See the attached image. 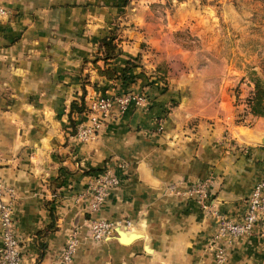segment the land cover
Masks as SVG:
<instances>
[{
  "label": "crops",
  "instance_id": "1",
  "mask_svg": "<svg viewBox=\"0 0 264 264\" xmlns=\"http://www.w3.org/2000/svg\"><path fill=\"white\" fill-rule=\"evenodd\" d=\"M162 1L0 0L7 10L0 22V181L15 194L14 232L22 264H65L58 255L75 229L78 244L66 264H215L205 249L212 217L191 199L167 194L165 187L185 189L210 176L215 207L235 219L263 177L264 146L231 133L221 80L211 90L213 80L183 68L192 63L187 51L154 14L153 3ZM178 4L171 25L166 23L172 31L188 3ZM110 30L119 49L110 65L117 74L136 58L130 81L106 80L91 67L99 38ZM163 64L167 89L160 92L146 77ZM183 83L191 90L186 101L180 95ZM139 87L149 97L147 105L113 113L93 140H74L68 116L76 127L86 114H68L69 103L83 89L88 101ZM177 98L176 106L160 112ZM191 120L193 126H186ZM261 127H251V134L261 135ZM225 131L232 144L222 140ZM104 168L114 172L118 184L96 214L113 222L128 220V230L140 236L126 243L115 232L101 241L89 237L87 186ZM49 224L51 230L44 231ZM224 246L222 264H264V235L256 226Z\"/></svg>",
  "mask_w": 264,
  "mask_h": 264
},
{
  "label": "rangeland",
  "instance_id": "2",
  "mask_svg": "<svg viewBox=\"0 0 264 264\" xmlns=\"http://www.w3.org/2000/svg\"><path fill=\"white\" fill-rule=\"evenodd\" d=\"M187 8L181 12L182 22L171 30V19L176 16L178 0H163L154 4V14L163 24V29L171 31L174 42L187 51L188 66L183 68L204 74L205 79L210 78V89L217 90L218 82H222V93L227 99V106L231 109V129L233 136L245 143H254L251 138V127L262 124L264 117H252L245 110V98L251 89L249 72L255 73L262 79L261 69L264 67V0H183ZM195 5V6H192ZM170 22V25H166ZM152 74L146 77V82L157 83L153 87L160 92L167 89V68L159 65ZM158 66V67H159ZM202 73V74H201ZM188 74H193L188 72ZM153 77V78H150ZM188 96L191 90L188 83H183ZM138 92L147 100L148 96L139 87ZM154 89V90H155ZM180 99L166 101L161 109L165 113L169 108L176 106ZM186 101V99L184 100ZM183 101V102H184ZM225 106V103H222ZM161 116V115H160ZM160 118H156V127L161 131ZM194 120L186 126H193ZM250 135V136H249ZM222 140L232 144V138L225 131ZM165 192V191H164ZM168 194V193H167Z\"/></svg>",
  "mask_w": 264,
  "mask_h": 264
},
{
  "label": "built area",
  "instance_id": "3",
  "mask_svg": "<svg viewBox=\"0 0 264 264\" xmlns=\"http://www.w3.org/2000/svg\"><path fill=\"white\" fill-rule=\"evenodd\" d=\"M7 16V10L0 5V22ZM86 121L80 122L72 134L78 143H84L95 139L102 128L103 123L113 113L122 115L129 106L136 107L147 105V98L138 92L98 94L85 101ZM118 184V177L109 168H104L91 177L87 190L90 199L87 204V212L90 215L87 223L89 237L92 241H101L114 232L119 226L129 229L128 220L113 222L98 217L96 212L107 197L110 188ZM211 184L210 176L194 181L185 189L178 188L175 184H168L165 192L185 199H191L204 213L210 215L213 220V231L206 241L205 249L211 254L215 264L225 261L224 242L247 235L254 226L259 233L264 235V175L250 190L245 199L242 214L235 218H228L217 210L209 194ZM15 194L11 187L0 181V264H22L19 241L14 232L13 204ZM78 244V232L72 230L61 248L58 260L61 263H69L75 253Z\"/></svg>",
  "mask_w": 264,
  "mask_h": 264
},
{
  "label": "trees",
  "instance_id": "4",
  "mask_svg": "<svg viewBox=\"0 0 264 264\" xmlns=\"http://www.w3.org/2000/svg\"><path fill=\"white\" fill-rule=\"evenodd\" d=\"M127 2V0H125ZM119 53L117 47V39L114 34V30L99 38L96 52L94 53L92 59L90 60L91 67L98 76L104 77L106 80H115L119 76L126 79L127 81L132 80V76L128 73L130 69L134 66L135 60L128 59L125 66L122 69V72L117 74V72L112 68L111 60ZM100 62V63H99ZM160 71H163L159 66L157 67ZM262 74H264V67L261 69ZM249 82L251 84V89L248 92L247 97L245 98V110L248 115L252 117H264V79L260 78L255 71L249 72ZM161 91V89H160ZM86 103L84 100V89L77 99L71 100L69 103L68 114L72 111L81 113L85 110ZM69 122L71 123L72 130L71 133H74L75 126L73 121L68 116ZM51 218L53 217L52 210H50ZM52 228V224H49L44 231H49ZM39 235V234H38Z\"/></svg>",
  "mask_w": 264,
  "mask_h": 264
},
{
  "label": "water",
  "instance_id": "5",
  "mask_svg": "<svg viewBox=\"0 0 264 264\" xmlns=\"http://www.w3.org/2000/svg\"><path fill=\"white\" fill-rule=\"evenodd\" d=\"M186 94H187V90L183 86H180V95H181V99L182 100L185 99ZM250 135L249 136L251 138H255L256 141L254 143L264 146V132L261 135H259V136H255V135H253L251 133H250ZM114 232L116 234V238L122 243H126L130 239L137 238V237L140 236V234L134 232L133 229H130V230L123 229V228H121L119 226H116L114 228Z\"/></svg>",
  "mask_w": 264,
  "mask_h": 264
}]
</instances>
